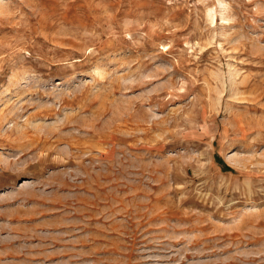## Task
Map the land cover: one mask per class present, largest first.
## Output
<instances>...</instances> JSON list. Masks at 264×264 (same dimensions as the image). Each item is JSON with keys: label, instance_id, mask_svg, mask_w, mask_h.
<instances>
[{"label": "rangeland", "instance_id": "374dc122", "mask_svg": "<svg viewBox=\"0 0 264 264\" xmlns=\"http://www.w3.org/2000/svg\"><path fill=\"white\" fill-rule=\"evenodd\" d=\"M0 264H264V0H0Z\"/></svg>", "mask_w": 264, "mask_h": 264}]
</instances>
